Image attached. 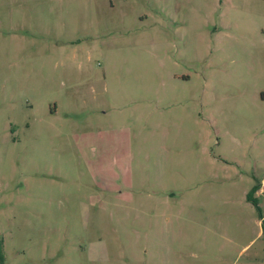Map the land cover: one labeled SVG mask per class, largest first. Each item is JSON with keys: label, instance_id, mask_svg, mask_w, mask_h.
Returning <instances> with one entry per match:
<instances>
[{"label": "rangeland", "instance_id": "obj_1", "mask_svg": "<svg viewBox=\"0 0 264 264\" xmlns=\"http://www.w3.org/2000/svg\"><path fill=\"white\" fill-rule=\"evenodd\" d=\"M263 229L264 0H0V264H264Z\"/></svg>", "mask_w": 264, "mask_h": 264}, {"label": "trees", "instance_id": "obj_2", "mask_svg": "<svg viewBox=\"0 0 264 264\" xmlns=\"http://www.w3.org/2000/svg\"><path fill=\"white\" fill-rule=\"evenodd\" d=\"M257 188H258V183L253 184V185L251 186V188L249 189L247 195H246V198H247L249 201L253 202V203H254V201H253V198H252V194H253V192H254ZM262 233L264 234V229L262 230Z\"/></svg>", "mask_w": 264, "mask_h": 264}, {"label": "crops", "instance_id": "obj_3", "mask_svg": "<svg viewBox=\"0 0 264 264\" xmlns=\"http://www.w3.org/2000/svg\"><path fill=\"white\" fill-rule=\"evenodd\" d=\"M262 179L259 181V183H258V188L254 191L255 193H259L261 190H262Z\"/></svg>", "mask_w": 264, "mask_h": 264}]
</instances>
